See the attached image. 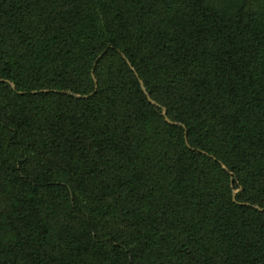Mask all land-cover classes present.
I'll list each match as a JSON object with an SVG mask.
<instances>
[{"label":"trees","instance_id":"obj_1","mask_svg":"<svg viewBox=\"0 0 264 264\" xmlns=\"http://www.w3.org/2000/svg\"><path fill=\"white\" fill-rule=\"evenodd\" d=\"M247 2L0 0V264H264Z\"/></svg>","mask_w":264,"mask_h":264},{"label":"rangeland","instance_id":"obj_2","mask_svg":"<svg viewBox=\"0 0 264 264\" xmlns=\"http://www.w3.org/2000/svg\"><path fill=\"white\" fill-rule=\"evenodd\" d=\"M215 5H227L234 3H244V0H209ZM247 4L252 10L264 12V0H248Z\"/></svg>","mask_w":264,"mask_h":264},{"label":"water","instance_id":"obj_3","mask_svg":"<svg viewBox=\"0 0 264 264\" xmlns=\"http://www.w3.org/2000/svg\"><path fill=\"white\" fill-rule=\"evenodd\" d=\"M169 120V119H168Z\"/></svg>","mask_w":264,"mask_h":264}]
</instances>
